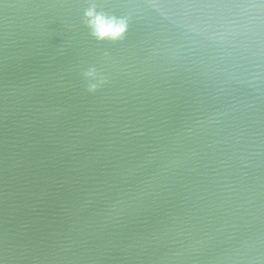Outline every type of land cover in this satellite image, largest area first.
Instances as JSON below:
<instances>
[{
  "label": "water",
  "instance_id": "1",
  "mask_svg": "<svg viewBox=\"0 0 264 264\" xmlns=\"http://www.w3.org/2000/svg\"><path fill=\"white\" fill-rule=\"evenodd\" d=\"M0 264H264V0H0Z\"/></svg>",
  "mask_w": 264,
  "mask_h": 264
},
{
  "label": "clouds",
  "instance_id": "2",
  "mask_svg": "<svg viewBox=\"0 0 264 264\" xmlns=\"http://www.w3.org/2000/svg\"><path fill=\"white\" fill-rule=\"evenodd\" d=\"M87 15L93 16V12L89 11ZM92 23L95 26L96 34L101 38L110 36L115 39L120 36L126 28V23L123 20L106 18L99 15L95 17V20Z\"/></svg>",
  "mask_w": 264,
  "mask_h": 264
}]
</instances>
